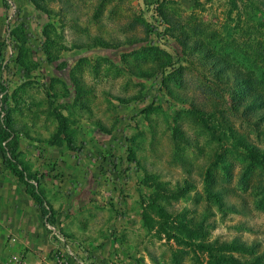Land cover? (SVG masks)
<instances>
[{
  "label": "rangeland",
  "instance_id": "rangeland-1",
  "mask_svg": "<svg viewBox=\"0 0 264 264\" xmlns=\"http://www.w3.org/2000/svg\"><path fill=\"white\" fill-rule=\"evenodd\" d=\"M222 61L264 93V0H0L8 130L56 220L41 215L19 252L47 264H264V125L220 79ZM43 83L83 156L53 141Z\"/></svg>",
  "mask_w": 264,
  "mask_h": 264
},
{
  "label": "trees",
  "instance_id": "trees-1",
  "mask_svg": "<svg viewBox=\"0 0 264 264\" xmlns=\"http://www.w3.org/2000/svg\"><path fill=\"white\" fill-rule=\"evenodd\" d=\"M157 11L164 17L160 8H157ZM220 67V70H218V73H220V79L225 83L234 84V92L245 99L244 102H242L241 107L244 108V113L248 120L258 121V124L256 125L257 128L264 125V93L256 88V85L252 87V84L256 83L253 72L244 70L235 64L223 61ZM43 87L46 90L48 97L53 100L54 105L56 97L52 95L49 86L46 83H43ZM252 89L255 92L254 94L249 93ZM9 101L10 96L8 87L6 84L0 83V156L4 166L17 180L24 184L26 193L34 200L42 217L47 219L49 224L55 225L56 220L53 210L48 208L44 195L32 183V181H37L38 183L36 174L27 172L17 160L18 150L21 145V137L16 132L8 130V118L11 112ZM240 108L234 107V111L237 112ZM53 110L59 123V130L53 141L63 139L66 142L67 149L73 155L83 156L85 148L79 147L75 144V140L68 130L67 116L57 109L55 105ZM251 152L254 155L255 153H258L257 150H251ZM260 157L264 162V155ZM252 158L256 159L255 157ZM230 263L237 264L232 260H230Z\"/></svg>",
  "mask_w": 264,
  "mask_h": 264
},
{
  "label": "crops",
  "instance_id": "crops-1",
  "mask_svg": "<svg viewBox=\"0 0 264 264\" xmlns=\"http://www.w3.org/2000/svg\"><path fill=\"white\" fill-rule=\"evenodd\" d=\"M41 223V213L24 184L0 161V262L19 252V247H29L38 238ZM26 264L33 262L26 257Z\"/></svg>",
  "mask_w": 264,
  "mask_h": 264
},
{
  "label": "built area",
  "instance_id": "built-area-1",
  "mask_svg": "<svg viewBox=\"0 0 264 264\" xmlns=\"http://www.w3.org/2000/svg\"><path fill=\"white\" fill-rule=\"evenodd\" d=\"M56 237L62 244L67 245L68 251L70 252V244L64 238V236L60 232H56ZM0 264H26V257H25L24 253L13 252L10 254V256L5 261L0 262ZM33 264H47V262L44 260H40V261L35 262ZM64 264H68V263H64Z\"/></svg>",
  "mask_w": 264,
  "mask_h": 264
}]
</instances>
